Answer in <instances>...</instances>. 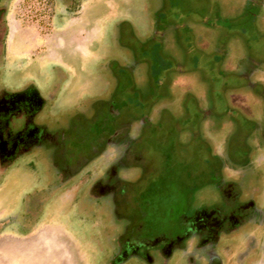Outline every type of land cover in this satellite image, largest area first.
Instances as JSON below:
<instances>
[{
    "label": "rangeland",
    "instance_id": "1",
    "mask_svg": "<svg viewBox=\"0 0 264 264\" xmlns=\"http://www.w3.org/2000/svg\"><path fill=\"white\" fill-rule=\"evenodd\" d=\"M15 3L0 95L34 83L56 99L49 115L90 96H108L118 114L106 121L99 105L72 118L74 127L49 126L62 141L43 142L2 172L0 222L23 221L32 167L55 185V171L80 161L85 181L78 203L48 198L44 221L0 233V264H91L96 241L134 226L163 241L149 253L161 251L174 236L189 235L184 226L195 212L239 217L247 203L261 214L252 256L264 264V163L249 160L257 127L264 129V104L261 112L257 104L261 123L244 119L237 104L244 95L262 96L254 80L264 76V0H89L62 27L45 1L36 0L32 22ZM225 185L235 192L225 200L230 204L220 192ZM98 192L106 197L96 198ZM58 206L78 228L58 219ZM221 232L215 251L224 264H235L244 238ZM174 246L165 264H188L193 249Z\"/></svg>",
    "mask_w": 264,
    "mask_h": 264
},
{
    "label": "flooded vegetation",
    "instance_id": "2",
    "mask_svg": "<svg viewBox=\"0 0 264 264\" xmlns=\"http://www.w3.org/2000/svg\"><path fill=\"white\" fill-rule=\"evenodd\" d=\"M26 1L28 0H17V2L16 0H0V61L3 60L5 62L7 59V42L11 32V21L9 17L13 4L16 2L13 8L18 14L20 13L22 16H25L30 20L27 22H32L36 17V0L33 2L30 0V4H27ZM43 1L49 4V13H51L57 27H62L76 19L83 4L89 0ZM22 8H24L23 11ZM54 8L57 11H54ZM18 60H20V58L14 59L13 63ZM51 65L53 66V70H56L55 73L60 71L58 64L51 63ZM120 67L124 68L121 65ZM125 67L129 66L126 65ZM254 84L260 87L262 96L251 97L250 95L245 97L244 95V98L241 100L239 99L237 104L243 113L244 119L248 118L249 120H256L261 123L257 104L259 107L260 104H264V76L262 79L257 76V79L255 78L254 80ZM39 87L34 83H29V85L23 83L22 86L15 88L14 91H8L3 95H0V99H2L4 102L3 104H5L0 105V183L4 178V176H2L4 173L2 172L13 162L21 159L23 155H29L34 149H43L41 146L43 142L52 143L55 141H62V136L54 137L47 132L49 126L58 127L67 125L70 128L74 127L76 123L72 121V118H75L76 116H84L88 110L94 107L99 108V105L100 107H103V110H105L108 115L104 118L106 121L107 119L110 121L113 120L118 114V112L111 106V103H109V100L106 99L108 96L105 98L90 96L87 97V99L81 100L75 105L70 106V109L61 116L53 114L49 115L47 112V106L50 101L56 99L48 98V92L46 94L45 92H41L42 89ZM110 95L111 98L112 94L110 93ZM2 101H0V104ZM260 109L261 107L259 110ZM57 116L58 118H56ZM256 132V137L259 139V143L256 145L255 151L250 156L249 160L254 159V161L264 163V129L257 127ZM80 168L81 163L78 161L76 168L64 167L61 171H55V177L53 179H56L58 182L55 185H50L42 175L35 173L36 170L32 167V169L29 170L32 174L31 187L29 191L23 195L27 204H29L23 212V221L19 220V223L17 222L18 219L16 217H7L0 222V233L8 229H15L19 232L23 229L24 231L26 229V224L24 223L34 218L36 220L43 219L44 221L45 208L43 205L48 198H53L52 200L56 199L59 203H78L79 198L82 195L79 190L85 181V174L82 173ZM96 192L97 190L92 188V195ZM220 192L223 203L230 204L225 203V200L235 193L233 192L232 185H225ZM97 194L98 196H96V198H100L101 196L106 197V194L99 192ZM73 207L76 209L75 206ZM238 209L240 211L239 217L229 216L226 218L224 216L222 218V214L220 215L213 211L195 212L192 219L186 225L184 224L185 230L189 231V235L186 238H182L181 240L179 237L174 236L173 240L165 243L161 251L152 253H149L148 250L164 244L159 237H145L143 235V226H134L129 230L124 228L123 232L112 236L108 240L105 239V243L100 239L101 241L98 240L96 241V244H93V258L89 256L91 264H130L132 261L137 264H165L167 257L170 258L173 248L172 246H174V244L176 249H180L183 244L184 248L187 247L189 249L191 247L193 249V257L189 259L188 264H224L215 251L216 246L220 241V237L216 232L220 231V229L222 231L221 233L226 234H233L240 231L238 236H243L244 238V247L242 248V251L236 254V262L234 263L255 264L252 255L255 252V248H257V246L259 247V244L256 242L255 237H253V231L256 227L260 225L262 226L263 224L260 218L261 214L260 211L252 208V203L244 204ZM54 210L58 211V219L64 222L67 226H74L75 228L79 227L76 223L73 225L68 222L69 216L66 209L64 210L58 206V208ZM227 211L230 212L229 209ZM80 222H82V220H79V223ZM247 224L253 225L254 229L244 234L241 229ZM37 226L38 225H36V227ZM175 226H182V223L176 222ZM72 230L77 235L76 232L78 231H75L74 229ZM196 231L204 232L206 237L203 240H198L195 236ZM77 238H79V240L86 246L83 236L77 235ZM260 245H262V243H260ZM256 264L263 263L262 261H258Z\"/></svg>",
    "mask_w": 264,
    "mask_h": 264
}]
</instances>
